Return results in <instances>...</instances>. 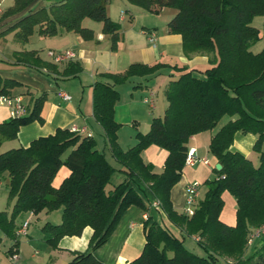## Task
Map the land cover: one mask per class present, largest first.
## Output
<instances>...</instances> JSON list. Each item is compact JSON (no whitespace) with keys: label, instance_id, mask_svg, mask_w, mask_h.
I'll list each match as a JSON object with an SVG mask.
<instances>
[{"label":"trees","instance_id":"trees-1","mask_svg":"<svg viewBox=\"0 0 264 264\" xmlns=\"http://www.w3.org/2000/svg\"><path fill=\"white\" fill-rule=\"evenodd\" d=\"M37 0H15L2 18L21 13L19 19L2 34L15 32L25 43L34 33L55 36L63 31L93 38V31L83 26L86 18L103 23V32L116 49L120 25L108 14L113 0H47L49 7L33 10ZM148 12L158 14L173 8L176 14L168 23L169 32L180 34L185 54L208 57L202 69L174 67L179 71L168 83L165 96L168 107L163 117H154L147 133L137 132V144L124 150L118 142L121 124L115 119V106L120 98L117 85L134 76L157 75L165 64L133 63L119 73L103 72L93 83V115L103 127L107 144L119 166L108 160L97 148L96 140L68 128L34 139L0 153V174L8 172L11 213L0 211V229L16 240V219L25 212L39 214L61 209L59 224L43 226L46 242L57 248L64 236H80L90 226L94 233L89 248L75 252L68 264H102L94 255L113 232L123 213L131 206L145 207L140 183L148 186L159 201V209L182 232V238L156 222L147 226L142 254L127 264H264V235L251 241L252 234L264 226V48L252 47L263 35L253 24L264 16V0H127ZM23 12V13H22ZM20 62L57 72V63L42 61L36 50L19 53ZM82 71L70 62L62 71L74 77ZM196 72L202 73L201 77ZM21 83L0 75V95L13 97L12 90ZM46 94L35 96L33 105L23 116H13L0 123V148L14 140L22 126L43 122L41 110ZM229 120L214 134L210 152L222 169L207 181V192L192 214L175 209L172 188L181 180L189 151V139L212 130L220 120ZM237 132L255 134L254 150L259 164L231 146ZM151 145L166 149L169 155L162 173L146 163L142 153ZM66 155V156H65ZM71 174L60 187L53 180L61 166ZM125 179L107 190L115 172ZM228 191L237 201L235 225L221 219L223 193ZM192 236L203 248L199 255L186 247L184 236ZM2 237L0 236V243ZM252 246L249 252L248 248ZM16 241L8 253L16 257ZM228 259H232L228 263ZM11 264H26L13 262Z\"/></svg>","mask_w":264,"mask_h":264},{"label":"crops","instance_id":"crops-1","mask_svg":"<svg viewBox=\"0 0 264 264\" xmlns=\"http://www.w3.org/2000/svg\"><path fill=\"white\" fill-rule=\"evenodd\" d=\"M14 2L15 0H0V8L3 11L0 15V75L3 78H11L21 83V86L15 87L12 90V94L16 97H21L27 109L33 105L35 96L45 93L46 100L41 110L43 122L36 120L22 126L16 139L3 142L1 148L5 146L4 151L20 146L26 147L34 139L54 134L58 128L72 129L75 127L82 135L91 134L97 142V148L105 152L106 148L109 147L107 138L103 127L93 115L92 85L98 78V74L103 72H123L133 63L155 64L162 62L165 66L160 69L157 75L134 76L125 83L116 86L120 93V98L115 106V119L121 124L118 131V142L124 150H127L137 144V132L147 133L150 130L152 119L164 116L168 107L165 89L169 81L179 74V71L174 67L202 69L207 67L209 63L208 57L204 55H192L188 57L183 49L182 36L169 32L168 23L176 14L175 9L172 8V11H169V15L166 17L163 25L162 23H160L161 25L146 23L147 25L144 24L140 29L136 22V14L130 12V8L125 7L124 10H121L119 17H114L120 25L119 41L116 49L112 47L111 36L103 32L102 22V26L86 24L83 26L93 31V38L91 39H86L79 33L67 31H63L59 35L52 37L55 40L57 37H60L59 40L61 41H58L59 46H57L58 52L71 50L75 53L73 59L56 64L50 53L57 50L55 51L53 48H50L47 55H44L43 49L41 51L40 48L34 45L28 46L29 39L25 43L17 40L15 37L16 31L2 34L3 31L13 25L20 17L14 18V16H8L2 18L5 11ZM51 3L52 1L37 0L32 8L33 10H37L42 7H49ZM121 3L123 5L130 4L127 0H122ZM165 9L163 8L159 14ZM108 14L111 17L109 10ZM253 24L260 31L264 29V16H257L253 20ZM261 34L263 35L262 39L252 47L254 52H259L264 48V33L261 31ZM41 37L43 39L46 38L44 39L45 42H47V38H51L46 36ZM151 37H154L153 41ZM31 50H36L37 56L42 61L55 62L54 64L58 67L57 72L48 71L46 68H37L18 60L21 57L20 52ZM70 62L78 63L82 67V71L78 76L65 77L62 75V71ZM195 74L204 77L202 73L196 72ZM158 77L161 79L158 86H163L162 99L158 94V86L153 83L154 79H158ZM72 78H75V83L74 81H70ZM66 79L68 81H62ZM61 92L71 95V99L68 101L64 100L60 95ZM11 112L12 108L0 101V123L13 117ZM127 123H133L132 126L136 128L134 135L131 137L130 144L125 148L121 145V140L124 136L122 125ZM220 127L195 134L189 139V149L195 148L196 155L200 160L193 165H186L181 180L172 188L171 198L173 205L179 212L185 211L187 203L186 188L189 183L195 181L200 183L197 199H203L207 192L205 183L218 176L216 165L220 162L210 152L209 147L212 137ZM97 131L103 137L97 138ZM257 139L258 136L255 134L237 132L231 150L241 152L257 166L251 158L254 154V145ZM168 155L169 152L166 149L157 145L149 146L142 153L144 161L151 164L156 173L163 172ZM70 174L71 171L66 165L61 166L53 180V186L56 188L60 187ZM124 179L125 175L123 173L115 172L110 184L107 185V190H112L115 185L121 183ZM140 186V193L145 207L131 205L123 213L107 243L95 250L94 255L102 264H127L138 258L142 254L146 244L147 226L153 222L166 226L176 236L182 238L181 230L155 205V202L158 200L148 186L144 183H140ZM202 192L203 196H201ZM222 197L225 205L221 212V219L229 225H235L237 219V201L228 191H225ZM228 204H230L229 208H227ZM12 208L13 204L11 205V209H2L0 211L11 213ZM61 221V209L50 212L44 210L39 214L25 212L20 223H16V240L10 238L11 243L8 245L6 251L7 255H9L8 264L13 262L26 264H68L73 259L75 252L86 251L89 248L90 240L94 233L93 228L90 226H87L80 236H64L59 241L57 248H53L46 242L42 229L44 224L47 222L59 224ZM25 222H29L27 233L21 234L19 231ZM31 225H37V228H34V231H32L30 230ZM23 235L25 236L24 239H22ZM16 241L18 242V253L14 258L8 251ZM26 245L30 248L33 247L30 258H24L20 252V247H25Z\"/></svg>","mask_w":264,"mask_h":264},{"label":"rangeland","instance_id":"rangeland-1","mask_svg":"<svg viewBox=\"0 0 264 264\" xmlns=\"http://www.w3.org/2000/svg\"><path fill=\"white\" fill-rule=\"evenodd\" d=\"M122 1V0H121ZM120 0H115L113 1L112 3H110L108 5V10H109V13L113 19V21H116L118 22L115 18H117V16L119 17L120 13H121V10H124L125 7H128L131 9L130 12L136 14L137 16V24H138V27L141 29L142 26L144 24H154V23H157L159 25H161L160 23H162V25L164 24L165 22V19L166 17L169 15V11H172V8H166L163 12H161V14H151L150 12L146 11L145 9L139 7V6H136V5H133V4H126V5H123V3H121ZM35 4V3H34ZM23 13V12H22ZM21 13H18V14H15V15H11V16H14V18L20 16ZM12 20V19H11ZM86 24H91V25H101V22L99 21H95V20H91L89 18H86L84 19V22H83V25H86ZM146 24V25H147ZM264 29H262V33H264L263 31ZM59 35V34H58ZM57 36V35H55ZM48 37H51V38H47L48 40H46L47 42H45L44 39L46 38H42L38 33H34L33 35H31L29 37V43H28V46H36L37 48H40L41 51L43 49V54L44 55H47V53L49 52V49L50 48H53L56 52H58V47L59 44H58V41H61L59 40L60 37H57V39L55 40L54 38H52L53 36H48ZM83 77V76H81ZM75 80V78H72L70 81L73 82ZM157 80V82H156ZM159 80V77L158 79L155 78L153 83L158 86V83L160 82ZM63 82L65 81H68V79L66 80H62ZM61 81V82H62ZM79 81V80H78ZM75 83V81H74ZM157 90H158V94H159V97L162 99V95H163V86H158L157 87ZM151 120V118H150ZM229 120V117L228 116H224L220 122L218 123L217 127H220L222 124H224L225 122H227ZM147 123V122H146ZM145 123V125H146ZM143 124V123H142ZM133 123H127V124H124L122 125V129H123V138H122V142H121V145H123V147H127L128 144H130L131 142V137L134 135V132H135V128L132 126ZM141 129H143V127H141ZM140 129V130H141ZM96 136L97 138H100V137H103L102 134H100L99 131L96 132ZM104 140V139H103ZM103 146V144H102ZM101 146V148H102ZM5 149V146L2 147L0 149V153L3 152ZM105 154L107 156V158L110 160V162L114 165V166H119L118 162L115 160V158L112 156L111 154V151L108 148H106L105 150ZM255 164L258 165L259 163V158H260V154L254 150V154L252 155L251 157ZM8 172H4L2 174H0V180H1V185H0V210H9L11 209V203H10V200H9V177H8ZM232 195V194H231ZM203 196V192H202V195ZM234 197V196H233ZM225 205V203H224ZM230 207V204H228L227 208ZM24 216V213H22L21 215L18 216V218L16 219V223H20V220L23 218ZM34 228H37V225H31L30 227V230L34 231ZM0 236L2 237V240H1V243H0V264H8L9 263V255H7V248H8V245L11 243V239L10 237L3 231L0 229ZM25 236L23 235L22 236V239H24ZM184 243L186 245V247H188L189 249H191L192 251H194L195 253L199 254V255H204L205 252L203 250V248L198 244V242L195 240V238H193L192 236H188V235H185L184 236ZM252 246H249L248 248V252L251 249ZM20 252H21V255L24 257V258H30L31 257V253L33 251V247H29L28 245H26L25 247H20ZM232 261V259H228V263H230Z\"/></svg>","mask_w":264,"mask_h":264},{"label":"built area","instance_id":"built-area-1","mask_svg":"<svg viewBox=\"0 0 264 264\" xmlns=\"http://www.w3.org/2000/svg\"><path fill=\"white\" fill-rule=\"evenodd\" d=\"M2 9L0 8V15L2 14ZM151 40H154V37H151ZM51 56L53 57V60L56 63H62L69 61L75 57V53L71 50L63 51V52H51ZM61 97L64 100H70L71 95H69L66 92H61L60 93ZM0 101L2 103H6L12 108V116H23L27 113V107L23 104V100L21 97H16V96H7V95H0ZM73 131L79 132L77 128H72ZM91 136V134H89ZM200 159L196 155V149L195 148H190L187 154L186 158V165H193ZM206 163H208L207 160H205ZM200 183L195 181L192 183H189L186 192H187V203H186V208L185 211L189 214H192L197 203H198V190H199ZM155 205L159 207L160 203L159 201L155 202ZM29 222L23 223L19 233L26 234L27 233V228H28ZM264 235V226L261 227L260 229H257L251 236V242L254 241L255 238Z\"/></svg>","mask_w":264,"mask_h":264},{"label":"water","instance_id":"water-1","mask_svg":"<svg viewBox=\"0 0 264 264\" xmlns=\"http://www.w3.org/2000/svg\"><path fill=\"white\" fill-rule=\"evenodd\" d=\"M216 168H217L218 170H221V169H222V165H221V163H218V164L216 165Z\"/></svg>","mask_w":264,"mask_h":264}]
</instances>
